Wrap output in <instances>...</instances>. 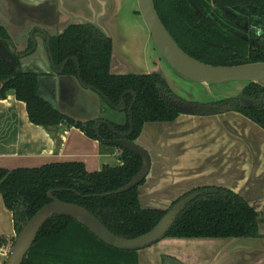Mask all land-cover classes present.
<instances>
[{"label": "trees", "instance_id": "16d2710c", "mask_svg": "<svg viewBox=\"0 0 264 264\" xmlns=\"http://www.w3.org/2000/svg\"><path fill=\"white\" fill-rule=\"evenodd\" d=\"M155 4L170 33L195 58L213 65L264 61V33H257L264 31V0H155ZM196 9L202 12L201 18L194 13ZM227 11L236 12L249 22L251 33L261 46L251 45L239 35L240 29ZM111 39L73 28L55 39L53 52L60 60L74 53L81 62L83 81L97 87L114 103L119 102L126 90L138 93L132 110L134 129L130 140L134 141L145 123L173 121L177 113L160 97V88L166 87V82L158 74L111 72ZM10 91L27 103L30 119L35 124L51 129L67 122L100 140L88 125L95 121L83 124L60 114L38 94L36 75L11 70L0 57V98H5ZM246 92L255 104L242 111L264 128V86L249 83ZM131 99L132 95L126 96V101ZM114 124L120 130L129 129V123ZM100 134L106 139L115 138L106 125ZM119 149L122 165H104L95 172L88 171L82 162L12 170L0 167V191L6 207L14 213L18 232L21 223L51 201L50 190L60 200L93 212L116 235L134 238L151 230L166 210L142 207L139 186L120 194L98 196L122 187L141 168L142 159L138 154L121 146ZM204 187L211 191L179 215L167 236L228 239L262 236L256 222L260 213L243 196L225 187ZM3 244L4 239L0 237V248ZM0 263L4 264L1 256ZM22 264H139V256L135 250L111 247L71 217L57 215L42 227Z\"/></svg>", "mask_w": 264, "mask_h": 264}, {"label": "crops", "instance_id": "0c3cea01", "mask_svg": "<svg viewBox=\"0 0 264 264\" xmlns=\"http://www.w3.org/2000/svg\"><path fill=\"white\" fill-rule=\"evenodd\" d=\"M108 1L111 2L107 10L110 18L106 23L115 34L114 51L119 61L115 69L125 72L128 69L127 59L116 44L118 36L114 28L117 23L112 19L119 16L127 0ZM133 1H136L138 10L137 0ZM131 10L134 11V8ZM27 37L24 34L15 39L20 42L18 47L25 46L23 42ZM38 50L42 51L41 45ZM39 55L43 65L50 67L43 52ZM31 58L23 59L28 66ZM89 96L92 104L90 113L98 117L101 106H105L104 102L94 91H89ZM107 116L111 119L121 117L114 112H109ZM220 122H227V125ZM254 126L250 120L235 114H223L217 119L181 115L174 122L164 124L165 132L160 139H156L155 134L142 132L136 142L148 149L152 157L151 172L139 187L142 206L166 210L171 207L176 195L187 191L177 185L200 178H212L223 179L228 187L242 193L257 210L262 209L264 191L258 198L256 191L264 185V141L258 139L257 133L262 131ZM253 159L256 164L253 177L255 184L250 186L252 171L249 162ZM60 162H82L90 172L99 171L104 165L123 164L118 149L102 145L80 128L62 122L56 128L48 129L32 122L27 103L18 99L14 91L0 98V167L9 170L37 168ZM198 166L204 168L196 171ZM17 234L14 213L6 207L0 191V237L4 239L0 250L11 248ZM230 240L164 239L152 251L141 249L139 264H163L165 255L184 264H220L221 257L228 254L225 247ZM232 258L233 264H264L263 253L252 256L236 252Z\"/></svg>", "mask_w": 264, "mask_h": 264}, {"label": "water", "instance_id": "95a60500", "mask_svg": "<svg viewBox=\"0 0 264 264\" xmlns=\"http://www.w3.org/2000/svg\"><path fill=\"white\" fill-rule=\"evenodd\" d=\"M9 1V2H8ZM139 11L142 15L145 25L147 26L152 40L155 43L159 53L170 63V65L186 78L206 86L215 84H224L229 82L245 83H261L264 81V61L251 62L239 65H213L198 60L189 55L175 40L166 25L164 24L155 4V0H137ZM111 2L108 0H0V22L2 26L10 31L14 39L20 38L37 27L41 31L55 28L58 24L59 17L57 10L62 15L61 23L65 24L62 31L65 32L74 24H90L100 30L104 35L113 39V54L111 61V72L114 74L130 73L127 62V71H116L117 56L114 51V36L111 32L110 25L106 21L109 20L107 14ZM9 14V19H8ZM113 18L112 20H115ZM41 21V22H40ZM50 22L49 24L46 22ZM116 29V28H114ZM27 39V38H26ZM116 40V39H115ZM24 49L16 47L12 44L7 45L0 39V57L4 60L11 70L22 71L37 76L38 94L48 101L63 116L81 122L83 124L95 121V126L105 120H100L103 115L93 116L90 113V96L89 91H94L91 86L83 84L80 78L73 75H65L54 72L49 66L43 65L38 50L31 56L30 66L27 61L21 60L18 65L17 57ZM119 62V61H118ZM145 71H138L136 73ZM147 72V71H146ZM164 76V73L160 72ZM102 99L112 105L111 101L101 92L94 91ZM240 100L243 106L251 105L252 100L241 95ZM174 107L183 115H214L226 112L228 106L207 105V104H175ZM103 111L100 108V112ZM130 125L132 123V115H129ZM176 120V119H175ZM147 122L142 132L155 134L156 139L165 132L164 124L174 122ZM111 127L112 125L109 124ZM130 134V133H129ZM123 135L121 139L107 141L115 143L138 154L142 159V165L138 173L125 185L113 190L109 193H102L98 196L104 197L108 195L120 194L131 190L132 188L142 185L141 183L147 179L152 169V157L150 151L141 146L137 142H131L127 139L129 136ZM101 139V137L99 136ZM158 142V141H157ZM183 187L187 192L196 187L217 186L225 187L243 196L251 206L250 201L242 194L228 187L223 179L200 178L177 185ZM139 197H140V191ZM54 191L48 192L50 202L44 204L31 218L21 223L17 237L11 247L9 255H0L4 264H22L27 257L29 251L34 245L37 236L52 217L64 215L71 217L83 226H85L92 234L107 245L120 250H141L152 244L162 240L170 231L178 216L184 211L186 206L196 197L198 193H193L180 199L184 194L176 195L172 206L166 209L164 216L158 223L148 232L134 237L126 238L114 234L106 225L90 210L76 203H69L60 200L53 195ZM141 203V201H140ZM142 205V204H141ZM144 207V206H142ZM254 207V206H253ZM156 208L157 207H144ZM255 208V207H254ZM256 209V208H255ZM164 210V209H161ZM257 210V209H256ZM260 215L256 219L259 225V233L264 236V207L257 210ZM227 256H222L220 264H233L232 256L236 252H244L255 256L264 254V237H238L231 238L225 247ZM163 264H184L180 260L165 255Z\"/></svg>", "mask_w": 264, "mask_h": 264}, {"label": "flooded vegetation", "instance_id": "af4514ba", "mask_svg": "<svg viewBox=\"0 0 264 264\" xmlns=\"http://www.w3.org/2000/svg\"><path fill=\"white\" fill-rule=\"evenodd\" d=\"M9 2V1H8ZM136 14H140L139 9L137 11H135ZM194 13L197 15V17L201 18L202 17V12L198 9H196L194 11ZM213 13V12H211ZM227 14L231 15V21L233 19L234 23L237 25V27L240 29L239 35L241 37H243L246 41H249V43L251 45H258L261 46L260 43H258L252 33H251V27L249 26V22L247 20H245V18L241 15H239L236 12H229L227 11ZM62 13L57 10V16L59 17L58 20V24L56 25L55 28H52L48 31L43 30L41 31L39 28L34 27L32 28V30L28 33V37L26 39L25 42H23V45L25 43V46L23 47V51L21 53H19L18 57H17V61H18V65L20 64V61L22 59H27L31 56H33L37 51L38 48L41 45V53L43 52V56L44 58L48 61L51 69L54 72H57L59 74H66L67 72L69 74L75 75L76 77L80 78V80H82L83 84L86 86H91L94 91H101L99 90L97 87H95L92 84L86 83L83 81L82 76H81V62L78 59V57L72 53L69 54L65 59L60 60L58 55L56 56L55 53L53 52V42L55 41V39H60L63 35H65L66 33H68V31H70L73 28H77L78 30H80L81 32H84V34H86L87 32H92L98 35H104L100 30H98L96 27L90 25V24H74L72 26H70L65 32L62 31V28L65 26V24L61 23V17ZM9 14H8V19H9ZM41 22V21H40ZM46 23H50V22H46ZM169 30V29H168ZM258 35H261L262 33H264V31L262 32H257ZM149 36L151 37V34L149 32ZM173 36V35H172ZM40 38L41 41L38 39ZM262 38V37H261ZM0 39L6 43L7 45L12 44L18 47V45H20V42L15 41V39L12 37V35L10 34L9 29L7 30L6 27L2 26L1 22H0ZM112 40V48H113V39ZM176 40V39H175ZM153 41V40H152ZM154 43V42H153ZM179 44V43H178ZM58 45H62L61 41H58ZM180 45V44H179ZM155 53L157 54L155 57V63L156 64H160V62H165L167 65H169L175 72H177L178 74H180L177 70H175L170 63L159 53L155 43ZM61 47V46H60ZM64 52H68L65 51ZM58 53V52H56ZM188 53V52H187ZM189 54V53H188ZM190 55V54H189ZM192 56V55H191ZM194 57V56H192ZM195 58V57H194ZM197 59V58H196ZM199 60V59H198ZM162 64V63H161ZM160 66L158 70H149V72H139V73H124V74H155V75H159L165 82H166V87L164 88H160V97L163 99V101L165 102V104L169 107L170 110H173L177 113L176 119L183 115L182 113H180L175 107V104H181V103H186V104H198L200 105L201 103L195 102V101H189L188 99L184 98L183 96H181L180 94H178L174 88L171 87L168 79L166 77H163L160 72ZM162 67V66H161ZM181 76H183L182 74H180ZM185 77V76H183ZM186 78V77H185ZM188 79V78H187ZM247 87V86H246ZM102 92V91H101ZM103 93V92H102ZM104 94V93H103ZM105 95V94H104ZM127 95H132V99L130 101H126V96ZM243 95L245 96L247 99L252 100L251 105L248 106H243L242 102L240 100V96ZM106 96V95H105ZM109 100L110 98L108 96H106ZM138 97V93L136 91L133 90H126L123 95L121 96L119 102L114 103L111 100L112 105H109L105 99H102L104 102L105 106H101V108L103 109V111H101L100 113L103 115L101 118H99L100 120H105L104 122H100L97 126H95V122L89 123V127L98 135V137L100 136L101 139L99 140L100 142L105 143L107 146L109 147H113L116 148L120 151V155H121V149H119L120 145L115 144V143H108L107 141H111V140H118L121 139L123 137V135H127L129 134V136L127 137V139L129 141L130 140V136L133 132L134 129V122H133V107L135 105V102L137 100ZM254 99L251 98L248 93L246 92V88L243 89V91L241 92V94L239 95V97H234V98H230V99H225V100H220V101H215L212 103H207V105H219V106H228L229 109L226 112L223 113H219V114H214V115H206V116H199V115H189V116H196V117H202V118H207L210 116H214L213 118L218 117V115H222V114H235V115H240L245 117L246 119L254 122L249 116H247L242 110L243 109H249L251 107L254 106ZM109 112H114L117 115H121V117L117 118V119H111L109 116H107L109 114ZM132 115V123L133 126L131 127L130 125V118L129 115ZM118 125H122V124H127L129 123V129L127 131H123L120 130L119 127H116L115 124ZM256 123V122H254ZM111 124L112 127L109 125ZM257 124V123H256ZM104 125H106L109 128L110 133L115 137L113 139H106L104 138L101 134H100V130L101 128L104 127ZM258 126H260L259 124H257ZM261 127V126H260ZM264 129V128H263ZM141 135V134H140ZM139 135V136H140ZM139 136L136 138V140L131 141V142H136L137 139L139 138ZM122 147V146H121ZM211 191L210 188H205V187H196L193 188L192 190H190L189 192H187L186 194H184L180 199L187 197L190 194L193 193H198V196H196L187 206L186 208L193 203L195 200L204 198L205 194L207 192ZM172 206V205H171ZM185 208V209H186ZM184 209V210H185ZM183 212V211H182ZM179 217V216H178ZM176 222V221H175ZM79 223V222H78ZM175 224V223H174ZM82 225V224H81ZM85 227V226H84ZM107 227V226H106ZM173 227V226H172ZM86 228V227H85ZM108 228V227H107ZM109 229V228H108ZM110 230V229H109ZM111 231V230H110ZM115 234V233H114ZM168 234V233H167ZM123 237V236H122ZM165 237H170V236H165ZM164 237V238H165ZM260 237H264V236H260ZM163 238V239H164ZM174 238V237H173ZM138 251V256H139V251L140 250H135Z\"/></svg>", "mask_w": 264, "mask_h": 264}, {"label": "rangeland", "instance_id": "374dc122", "mask_svg": "<svg viewBox=\"0 0 264 264\" xmlns=\"http://www.w3.org/2000/svg\"><path fill=\"white\" fill-rule=\"evenodd\" d=\"M132 6V7H131ZM134 8V11L131 10ZM139 9V7H138ZM136 1L127 0L124 3V8L119 14L118 17L114 20L116 25V33H117V46L120 48L121 53L125 54V58L127 62L131 63L129 66L130 73H136L138 71H145V70H158L159 65L160 70L164 73V76L168 79L170 85L174 90L183 96L184 98L188 99L189 101H195L201 104L212 103L215 101L230 99L234 97H239L243 89L246 88L245 83L239 82H229L224 84H215L206 86L201 83H197L190 79H187L177 72H175L169 65L165 62H160V64L155 63V57H157L156 53L154 52L155 46L152 39L149 36V30L144 23L142 15L136 14ZM162 63V64H161ZM154 72V71H153ZM264 86V81L260 83ZM223 115V114H222ZM218 115V117L222 116ZM230 115V114H227ZM214 116H210L209 119L213 118ZM216 118V117H215ZM214 119V118H213ZM222 125H227V122H220ZM256 129H260L262 133H257L258 139L261 142L264 141V130L258 126L257 124L251 121ZM242 130V129H241ZM263 145V144H261ZM107 146V145H104ZM264 152V151H263ZM250 156V153L249 155ZM253 158V157H252ZM255 162L254 159L249 162V168L252 171V179L250 181V186L255 184L254 175H255ZM204 168V166H198L196 171H200ZM264 191V185L262 189L256 191L257 198L260 197L262 192ZM172 237H165L164 239H169ZM162 239V240H164ZM158 241L151 246H148L144 249H148V251H152L154 248L160 245ZM4 253V255H9L11 248H5L0 250ZM2 264V263H1Z\"/></svg>", "mask_w": 264, "mask_h": 264}]
</instances>
